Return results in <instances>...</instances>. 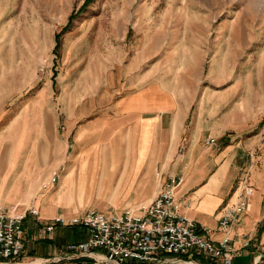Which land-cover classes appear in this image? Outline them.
I'll return each mask as SVG.
<instances>
[{
  "label": "crops",
  "instance_id": "crops-1",
  "mask_svg": "<svg viewBox=\"0 0 264 264\" xmlns=\"http://www.w3.org/2000/svg\"><path fill=\"white\" fill-rule=\"evenodd\" d=\"M164 91L157 83L132 79L120 98L107 101L108 107L78 108L73 100L66 112L40 105L37 111L14 117L0 146V207L15 208L19 214L35 208L39 216L27 214L24 253L9 264H106L99 252L81 256L68 250L86 242L89 232L67 221L93 207L111 215L148 205L168 176L184 179L177 191L182 216L207 229L215 242L229 235L233 264H264V155L260 162L250 159V151L260 147L263 138L240 141L239 134L246 130L239 124L240 112H232L221 125H205L202 110L183 141L190 109ZM100 109V117L80 125ZM62 118L66 129L59 135ZM227 132L233 134V145L222 149L214 139L206 146L207 133L219 138ZM10 140L13 147L4 150ZM183 143L185 151L179 150ZM62 166L60 181L53 183L54 171ZM247 187L252 189L248 209L222 230L225 208L242 201ZM59 216L66 223L48 231ZM59 258L58 263L52 261ZM184 261L220 264L194 253Z\"/></svg>",
  "mask_w": 264,
  "mask_h": 264
},
{
  "label": "rangeland",
  "instance_id": "rangeland-1",
  "mask_svg": "<svg viewBox=\"0 0 264 264\" xmlns=\"http://www.w3.org/2000/svg\"><path fill=\"white\" fill-rule=\"evenodd\" d=\"M132 79L157 83L188 106L183 141L198 112H206L205 125L240 112V141L263 138L250 151L260 162L264 0H0V146L19 112L40 105L66 112L73 100L78 108L108 107ZM65 129L62 118L58 134ZM232 135L207 133L206 146L213 138L225 149Z\"/></svg>",
  "mask_w": 264,
  "mask_h": 264
},
{
  "label": "built area",
  "instance_id": "built-area-1",
  "mask_svg": "<svg viewBox=\"0 0 264 264\" xmlns=\"http://www.w3.org/2000/svg\"><path fill=\"white\" fill-rule=\"evenodd\" d=\"M58 177L55 173L52 182ZM183 182L181 176H168L158 197L138 209L111 215L88 211L67 221L89 232L86 242L69 245L68 250L81 256L99 252L106 264H191L184 258L193 253L211 262L233 264V246L228 234L222 241L215 242L208 236L207 229L181 215L177 191ZM251 192V187H247L242 201L225 208L220 220L222 230L239 221L248 209ZM29 211L39 216L37 209ZM26 216L27 212L21 215L15 208L0 207V264L14 262L24 253ZM65 223V218L59 216L47 230L52 231L56 224ZM52 261L58 263L61 259Z\"/></svg>",
  "mask_w": 264,
  "mask_h": 264
},
{
  "label": "bare ground",
  "instance_id": "bare-ground-1",
  "mask_svg": "<svg viewBox=\"0 0 264 264\" xmlns=\"http://www.w3.org/2000/svg\"><path fill=\"white\" fill-rule=\"evenodd\" d=\"M38 263L42 264V261L37 260V261H33V262H31V263H28V264H38ZM6 264H7V263H6ZM8 264H9V263H8Z\"/></svg>",
  "mask_w": 264,
  "mask_h": 264
},
{
  "label": "trees",
  "instance_id": "trees-1",
  "mask_svg": "<svg viewBox=\"0 0 264 264\" xmlns=\"http://www.w3.org/2000/svg\"><path fill=\"white\" fill-rule=\"evenodd\" d=\"M58 39V38H57Z\"/></svg>",
  "mask_w": 264,
  "mask_h": 264
}]
</instances>
